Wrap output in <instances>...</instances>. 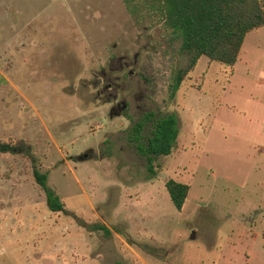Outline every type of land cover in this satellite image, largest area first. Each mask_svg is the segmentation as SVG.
<instances>
[{"label":"rangeland","instance_id":"obj_1","mask_svg":"<svg viewBox=\"0 0 264 264\" xmlns=\"http://www.w3.org/2000/svg\"><path fill=\"white\" fill-rule=\"evenodd\" d=\"M180 47L122 0H0V139L28 140L61 198L84 199V187L104 218L88 223L101 264H264V28L234 68L204 57L173 96ZM152 112L175 115L179 139L149 181L130 132ZM61 156L67 176L47 170ZM13 160L34 180L29 157ZM169 180L190 186L181 212ZM67 219L65 238L78 232ZM66 242L48 264L76 262Z\"/></svg>","mask_w":264,"mask_h":264},{"label":"trees","instance_id":"obj_2","mask_svg":"<svg viewBox=\"0 0 264 264\" xmlns=\"http://www.w3.org/2000/svg\"><path fill=\"white\" fill-rule=\"evenodd\" d=\"M122 1L131 15L157 19L171 34L172 42H181L177 64L172 73L173 96L204 57L213 63L234 68L239 62L248 34L264 28V0ZM141 77L149 85L154 84L155 74L150 64L143 66ZM178 124L175 115L158 117L153 112L135 122L130 132V140L138 153L148 161V172L151 175L149 181L158 177L155 161L161 157H169L174 152L179 139ZM8 153L31 159L36 182L45 192L50 210L66 213L62 198L49 186V173H42L36 166V158H31L29 144L24 140L17 143L0 141V154ZM166 187L174 205L181 212L187 202L190 186L169 180ZM90 228L104 232L106 237L111 236L110 229L103 224Z\"/></svg>","mask_w":264,"mask_h":264},{"label":"crops","instance_id":"obj_3","mask_svg":"<svg viewBox=\"0 0 264 264\" xmlns=\"http://www.w3.org/2000/svg\"><path fill=\"white\" fill-rule=\"evenodd\" d=\"M22 140L28 142L26 139ZM53 140L57 141V138L53 137ZM0 141L9 142L5 139ZM36 155L32 154L31 158H37ZM17 156L23 155L0 154V264H48L52 261L50 256L53 243L63 242L64 239H68L69 242L66 243L71 244L70 249L75 254L76 262L71 264H101L102 255L97 252L88 227L90 221H104L96 202L91 200L83 187L84 199L74 197L67 201L62 197L66 213L51 211L45 192L38 187L34 169L33 180L30 170L27 172L24 169L23 172L15 164L13 159ZM61 157L64 163L60 161V164L58 160L56 163L51 162L47 170H60L63 176L73 173L72 164ZM10 160L13 162L9 166ZM81 184L78 182V185ZM63 216L68 218L67 221L71 219L77 223V226L74 225L78 229L77 235L63 237L61 226L58 225L59 221L64 223ZM40 238L45 240L38 247L36 242ZM60 252L63 253L62 250Z\"/></svg>","mask_w":264,"mask_h":264}]
</instances>
